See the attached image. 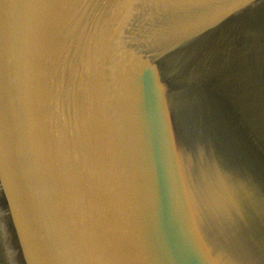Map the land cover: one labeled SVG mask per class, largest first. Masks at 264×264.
<instances>
[{"label":"water","instance_id":"water-1","mask_svg":"<svg viewBox=\"0 0 264 264\" xmlns=\"http://www.w3.org/2000/svg\"><path fill=\"white\" fill-rule=\"evenodd\" d=\"M0 230L12 264H264V0H0Z\"/></svg>","mask_w":264,"mask_h":264},{"label":"bare ground","instance_id":"bare-ground-1","mask_svg":"<svg viewBox=\"0 0 264 264\" xmlns=\"http://www.w3.org/2000/svg\"><path fill=\"white\" fill-rule=\"evenodd\" d=\"M0 235L2 236L1 230H0ZM4 248L6 250L5 244L2 242V245L0 244V264H12L8 251L7 250L4 251Z\"/></svg>","mask_w":264,"mask_h":264}]
</instances>
